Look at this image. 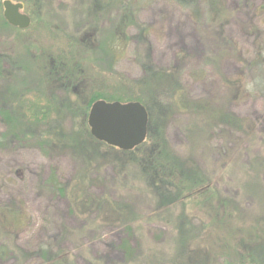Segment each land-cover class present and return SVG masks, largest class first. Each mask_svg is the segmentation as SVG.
Segmentation results:
<instances>
[{
    "label": "rangeland",
    "instance_id": "374dc122",
    "mask_svg": "<svg viewBox=\"0 0 264 264\" xmlns=\"http://www.w3.org/2000/svg\"><path fill=\"white\" fill-rule=\"evenodd\" d=\"M2 1L0 264H264V0ZM98 95L140 148L91 136Z\"/></svg>",
    "mask_w": 264,
    "mask_h": 264
},
{
    "label": "water",
    "instance_id": "95a60500",
    "mask_svg": "<svg viewBox=\"0 0 264 264\" xmlns=\"http://www.w3.org/2000/svg\"><path fill=\"white\" fill-rule=\"evenodd\" d=\"M3 18L8 25L26 29L30 18L22 13L23 5L10 0L2 2ZM91 136L100 143L128 152L141 146L147 137L148 113L139 102H106L91 105L87 117Z\"/></svg>",
    "mask_w": 264,
    "mask_h": 264
},
{
    "label": "trees",
    "instance_id": "16d2710c",
    "mask_svg": "<svg viewBox=\"0 0 264 264\" xmlns=\"http://www.w3.org/2000/svg\"><path fill=\"white\" fill-rule=\"evenodd\" d=\"M20 2H22V3H24L25 4V0H19ZM5 22V21H4ZM5 24H7L6 22H5ZM262 72H264V70L262 69V67L261 68H259ZM93 98H95V99H93V103L94 102H96V101H98V100H104V101H106V102H121V103H128V102H140V100H137V99H135V100H133V99H127V100H122V99H120V98H114V97H107V96H95V97H93ZM92 103V104H93ZM143 105V104H142ZM144 106V105H143ZM145 107V106H144ZM146 108V107H145ZM146 111H147V109H146ZM148 112V111H147ZM6 118L4 117V120H5ZM148 119H149V115H148ZM100 143V142H99ZM101 144H103V143H101ZM104 146H106L108 149H111V150H115V151H118V152H122L123 154H130V153H132V152H134L135 150H137L138 148H140L141 146H139V147H137L136 149H134V150H132V151H128V152H124V151H120V150H118V149H114V148H112V147H109V146H107L106 144H104ZM197 188L199 189V188H201V189H203V187H200V185H198L197 186ZM94 204V203H93ZM224 257V256H223ZM231 258H232V260H233V264H258V262H257V260H258V256H257V253L254 251V250H248V251H246V253L245 254H242L241 252H239V251H235V255H234V257H232L231 256Z\"/></svg>",
    "mask_w": 264,
    "mask_h": 264
},
{
    "label": "flooded vegetation",
    "instance_id": "af4514ba",
    "mask_svg": "<svg viewBox=\"0 0 264 264\" xmlns=\"http://www.w3.org/2000/svg\"><path fill=\"white\" fill-rule=\"evenodd\" d=\"M10 1H12V0H10ZM12 2H13V1H12ZM15 3H21V4L23 5V9H24V6H25L24 3H22V2H15ZM22 12H23V10H22Z\"/></svg>",
    "mask_w": 264,
    "mask_h": 264
}]
</instances>
